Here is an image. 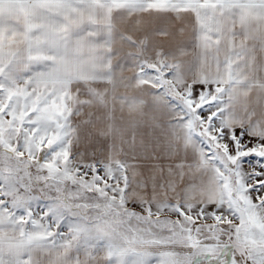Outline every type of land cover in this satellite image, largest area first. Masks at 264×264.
I'll return each mask as SVG.
<instances>
[{
	"label": "snow or ice",
	"instance_id": "6c2138e0",
	"mask_svg": "<svg viewBox=\"0 0 264 264\" xmlns=\"http://www.w3.org/2000/svg\"><path fill=\"white\" fill-rule=\"evenodd\" d=\"M0 264H264V0H0Z\"/></svg>",
	"mask_w": 264,
	"mask_h": 264
}]
</instances>
